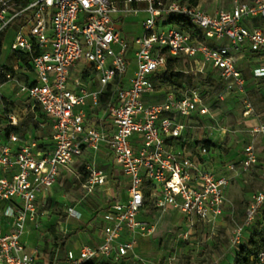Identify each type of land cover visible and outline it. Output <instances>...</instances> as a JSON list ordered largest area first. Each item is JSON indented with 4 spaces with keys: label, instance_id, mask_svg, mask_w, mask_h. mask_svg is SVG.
I'll return each instance as SVG.
<instances>
[{
    "label": "built area",
    "instance_id": "obj_1",
    "mask_svg": "<svg viewBox=\"0 0 264 264\" xmlns=\"http://www.w3.org/2000/svg\"><path fill=\"white\" fill-rule=\"evenodd\" d=\"M230 1V7L210 12L189 0H125L123 7L118 0H0V35L18 25L12 50L28 54L35 74L34 80L21 82L8 73L7 82L15 83L17 96L25 97L31 110L49 118L53 145L40 147L31 132L0 138V203L6 204L3 214L11 222L4 231L0 220V264H35V254L23 240L26 225L29 221L36 225L40 194L54 187L62 170L73 172L75 161L87 160L84 195L100 188L98 192L109 196L112 177L97 165L91 151L111 153L127 196L121 199L116 189L110 191V199L97 212L102 242L68 250L70 264H120L127 258L145 264L137 251L139 241L154 236L157 227L139 218L147 205L182 213L189 220L185 237L194 218L219 223L226 214L232 182L261 164L254 140L237 161L217 158L225 166L218 173L209 155L213 143L202 121V116L213 117L212 109L201 87L186 88L178 96L171 87L162 92L155 78L166 71L168 55L182 57L195 64L198 79L210 71L217 74L224 83L220 99L237 93L244 117L256 115L239 61L249 49L257 58L251 74L264 81V0ZM139 2L145 7L135 6ZM141 11L147 13L144 32L130 46L115 26L114 14ZM171 14L187 17L193 27H161ZM247 20H256L257 25L249 27ZM82 60L98 75V88L72 78L73 68ZM132 61L135 70L129 77ZM113 85L112 95L102 99ZM7 119L11 125L19 121L14 110ZM210 130L211 134L218 130L220 137L228 132L219 124ZM249 132L253 138L264 136V121ZM261 171L264 179V164ZM263 209L264 186L253 194L244 222L233 230L234 248L262 219ZM70 212L81 217L74 209ZM254 264H264V248Z\"/></svg>",
    "mask_w": 264,
    "mask_h": 264
},
{
    "label": "rangeland",
    "instance_id": "obj_2",
    "mask_svg": "<svg viewBox=\"0 0 264 264\" xmlns=\"http://www.w3.org/2000/svg\"><path fill=\"white\" fill-rule=\"evenodd\" d=\"M118 2L124 5L125 0H118ZM198 4L205 10L211 12V10L214 9L230 7L231 1L198 0ZM140 19L137 20L139 23H141ZM255 22L256 20H247L244 23L252 27ZM174 25L176 24L167 23L161 25V27L169 28ZM17 30L18 25L13 24L3 32L5 36L0 64H4L10 70L13 77L21 82L27 80L28 77L34 80V72L30 71L27 67L22 68L20 65H17L18 57L14 55L12 50V42ZM244 56L245 58L239 61V67L242 69L247 79L246 87L256 111V115L254 116L244 117V105L240 95L237 93L226 94L224 100L220 99L219 95L222 89H217L218 81L216 79L210 80L202 86L201 83L197 81L199 79L195 74L196 66L192 62L183 60L181 66L187 73L185 72L181 76V80L185 82L188 88L200 86L201 90L205 92L206 103L212 109L211 113L213 117L211 115L202 116V121L207 132L206 136L209 137L213 143L210 144L209 155L225 163L237 161L242 156V151L245 146L254 140L261 164L252 168L250 172L237 177V179L232 182L227 190L228 201L225 208L226 214L216 225L205 224L201 220L195 219L194 225L185 237L183 233L188 229L186 225L188 220L180 219L179 216L172 213L157 212L154 217L157 225L154 236L143 240L140 239L138 245L140 256L147 260L145 264H227L233 260L232 252H234V247L231 244L233 230L236 224H242L244 222L246 209L253 194L264 186V179L261 177V165L264 164V136L257 135L253 138L249 132L255 125L264 121V101L261 94V92H264V81L260 80L261 84L259 83V87H257V82L251 74L252 67L257 63L256 56H254L249 49L245 51ZM188 74L195 75L196 82L190 83ZM201 76L202 75H200V77ZM156 83L158 84L159 82L156 81ZM249 86L251 90H253L252 88H256V90L259 88L263 89L262 91L252 94L251 90L249 91ZM17 92L18 88H16L13 81H8L0 86V116L3 115L6 109L5 97L16 101H27L25 97H18ZM14 113L19 120L18 122H20L27 117L30 111L27 110V106L25 105L16 107ZM34 114L35 117L37 115V120H43L44 116H42L40 110L37 109ZM39 122L33 121L29 130L38 140H42V136L51 133L52 129L48 121L44 120V126ZM216 124L225 126L228 129L227 134L220 137L218 130H213L211 134L210 127ZM6 126L7 122H4L2 127L4 128ZM89 153L94 157L97 165L105 169L107 173L110 174L112 170V172H116L117 175L120 174V168L113 164V156L107 149H104L102 153H94L92 151ZM86 161L87 160L83 158L75 161L71 167L73 172L65 170L61 173L54 187L42 193L43 197H57L55 203L48 201L49 199L42 201V198L37 202L38 218L36 220V225H34L35 223H33V225L34 229L37 230L38 234L42 237L44 236L43 233L48 229L57 231L61 228L66 230L65 236H69L72 231V225L67 222V219L70 211L76 207L79 200L83 199L84 203L78 206V209H80L84 215L89 213V208H96V206L105 201V192L97 191L93 195H84L83 183L87 177V170L84 165ZM222 162L216 164L215 171H218ZM115 167L117 169H115ZM74 219L80 221V219ZM260 219L261 216L254 225H257V228L252 226L245 233L243 243L249 241L252 230H260ZM27 229L28 226H26L25 231H27ZM25 237L27 238V236ZM33 239V237L30 240L27 239L28 243H33ZM48 240V238L47 241L45 238L43 239V242L45 241L47 246H49ZM120 264L144 263L130 259Z\"/></svg>",
    "mask_w": 264,
    "mask_h": 264
},
{
    "label": "crops",
    "instance_id": "obj_3",
    "mask_svg": "<svg viewBox=\"0 0 264 264\" xmlns=\"http://www.w3.org/2000/svg\"><path fill=\"white\" fill-rule=\"evenodd\" d=\"M144 2H139L136 3L135 6L144 8L145 7ZM119 7H123L124 5L122 3L118 2ZM211 10V12L215 11ZM147 13L145 11H141L138 15H122V14H114V21H115V26L119 29L121 32L123 38L130 44V46H133L135 38L141 36L144 32L143 30V21L146 19ZM141 18V19H140ZM141 23H139V20ZM140 24V25H139ZM17 65L21 66V61L18 59ZM22 67V66H21ZM23 68V67H22ZM135 70V63L134 61L131 62V67L129 71V77L133 75V72ZM72 78H80L82 81L86 83V85L90 89H96L99 87L98 84V75L96 72L93 70L92 67H90V64L86 63L85 61H80L72 70ZM127 83V81L124 82V84ZM110 88V89H109ZM106 91V96L102 99L107 98V96L112 95V91L116 88L115 85L109 87ZM113 89V90H112ZM53 145L50 146L52 148ZM210 160L212 161V165L216 166L218 161H216L215 157L210 156ZM241 158V157H240ZM222 166V165H221ZM218 169V173L222 172L224 170L225 166H222V168ZM115 169H117L115 167ZM65 170H62L61 173H63ZM110 176L112 179L110 180L109 183V190L113 192H116L115 189L118 191L116 193L119 194L121 199H125L127 196V190L124 184L122 185V180L123 176L121 175V172L119 175L116 174V172L110 171ZM98 191H101L99 188ZM108 192V195H105V201H103L100 205L96 206V208H89V213L85 214L78 209V206L82 205L83 199L79 200L76 204V207L74 210L78 211L81 214L80 218H77L69 213L67 222L71 223L72 225V231L70 232L69 236H65L66 230H63V228L57 230V231H52L48 229L46 232L43 233L45 236H41L38 234L37 230L34 229V225L32 222H28L26 226H28L27 231H25V234L23 236V240L27 245V250L33 254H35L36 257V262L35 264H70L68 259H67V252L68 250L72 249L77 251L80 247L83 245H92L96 246L99 245L102 242V220L98 216L97 212L98 209L104 206L110 199V195H112V192ZM107 194V193H106ZM43 197L42 194L39 196V199L42 198V201L49 199L48 201L55 203L57 200V197L51 196L50 198ZM90 207V206H89ZM6 209V204L5 203H0V220L2 221L4 225V231H8L10 229L11 222L8 218H6L3 214L4 210ZM157 212H161L160 210L156 209L153 206L147 205L139 214L140 219H146L151 222H155L154 217ZM168 213H172L174 215H177L180 217V219L183 220H188L182 213H180L177 210L174 209H169L166 211ZM80 219V221L75 220ZM197 219L194 218L193 221ZM199 220V219H197ZM221 221V220H220ZM219 221V222H220ZM189 222V220H188ZM188 226V223L186 224ZM187 229V228H186ZM27 236V238L25 237ZM33 239V243H28L27 239ZM153 237V236H152ZM47 238L49 239V246L43 242V239ZM147 239V238H141ZM140 242V241H139ZM43 245V246H42ZM139 247V246H138ZM138 251V248H137ZM131 258L125 259L123 262L126 260H130ZM121 262V263H123Z\"/></svg>",
    "mask_w": 264,
    "mask_h": 264
},
{
    "label": "trees",
    "instance_id": "obj_4",
    "mask_svg": "<svg viewBox=\"0 0 264 264\" xmlns=\"http://www.w3.org/2000/svg\"><path fill=\"white\" fill-rule=\"evenodd\" d=\"M186 1V0H183ZM192 4H198V0H189ZM166 22L167 23H175L176 25L184 28V29H190V22L189 19L185 16L182 15H175L171 14L166 17ZM255 25H257V22H255ZM4 36L5 34L0 35V58L2 56V50H3V44H4ZM14 55L18 57V59L21 61V66L22 67H27L31 69V63H30V57L28 54L24 52H18L15 51ZM168 57V65L167 69L165 72L162 73V75L157 76L155 78L156 81L159 82V88L162 92L167 90L169 87L172 88L173 91L177 93L178 96L181 95V92L188 88L185 85V82H182L181 76L185 73L184 70L182 69V64H183V58L182 57H172V56H167ZM11 73L10 70L3 64H0V83L5 84L7 82V74ZM189 82L194 83L196 82V77L195 75H190L188 74ZM216 79L218 81V86L217 89H222L224 86V83L220 80V78L217 76V74L214 71H210L207 75L206 78L204 79H199L197 80L201 85L203 86L205 83L209 82L210 80ZM263 81V80H262ZM257 82V87L258 84H261V81H256ZM110 89V88H109ZM178 89V90H177ZM251 90L249 86V91L251 90L252 94L257 93L258 91H262L263 88H259L256 90V88H252ZM164 94V93H163ZM162 94V95H163ZM203 94L205 95V92L203 91ZM262 94V99L264 101V92H261ZM5 100V106L6 109L3 113L2 116H0V135L1 137H5L9 135L12 132H15L17 134H20L24 136L27 132H31L29 130L31 123L34 121H41L39 122L40 124H44V120L48 121L51 125L52 123L50 122L49 118L41 112L42 116H44L43 120H37V115L35 117V112L31 110L30 105L28 104L27 101H16V100H11L9 98H4ZM27 106L28 111L30 113L27 115L26 118L22 119L20 122H18L16 125H11L8 123L7 115L12 112L16 107L18 106ZM36 119V120H35ZM4 122H7L6 127H2V124ZM51 128V126H50ZM32 133V132H31ZM34 135V134H33ZM35 138H37L35 136ZM38 139V138H37ZM40 142V147L42 148H48L49 146L52 145V132L49 133L48 135L44 134L42 136V140H39ZM262 219L259 220L260 224V230H252V235L250 236V239L247 243H242L236 248H234L233 253V260L230 263L227 264H254V257L257 254V252L261 249L264 248V209L262 211ZM257 226V225H256ZM253 226V227H256ZM257 228V227H256ZM253 229V228H252ZM84 264H95L93 262H86ZM100 264H112L109 261H102Z\"/></svg>",
    "mask_w": 264,
    "mask_h": 264
}]
</instances>
